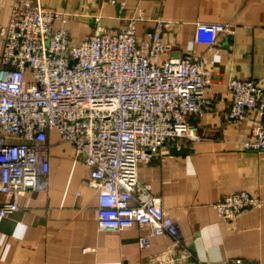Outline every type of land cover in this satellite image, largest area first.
Instances as JSON below:
<instances>
[{
  "label": "built area",
  "instance_id": "built-area-1",
  "mask_svg": "<svg viewBox=\"0 0 264 264\" xmlns=\"http://www.w3.org/2000/svg\"><path fill=\"white\" fill-rule=\"evenodd\" d=\"M13 1L8 24L0 25V193L12 197L0 214L17 211L18 195L45 182L49 134L56 130L72 142L87 169L83 181L98 196L101 230L137 224L150 230L139 236L141 248L151 247L152 235L181 243L178 223L161 196L141 183L139 168L152 154L203 137L193 118L211 104L204 57L166 56L169 44L162 32L171 24L166 19H154L148 36L141 38L137 26L147 18L133 15L124 28L97 30L73 45L67 12L46 8L40 0ZM206 28L235 34L233 24L207 23ZM228 88L231 120L241 124L251 111L258 116L254 139L244 146L264 150V88L238 78H231ZM215 205L231 221L263 202L240 191ZM219 264L264 263L238 258Z\"/></svg>",
  "mask_w": 264,
  "mask_h": 264
},
{
  "label": "crops",
  "instance_id": "crops-1",
  "mask_svg": "<svg viewBox=\"0 0 264 264\" xmlns=\"http://www.w3.org/2000/svg\"><path fill=\"white\" fill-rule=\"evenodd\" d=\"M40 2L68 13L73 45L97 30L118 31L133 15L147 18L137 26L141 38L148 36L154 19L168 20L171 24L162 32L169 44L166 56L204 57L211 104L193 118L203 137L184 143L188 153L171 154L169 148L152 154L139 168L141 183L161 196L178 223L181 243L152 235L151 247L141 248L138 238L150 230L137 224L101 230L98 196L83 181L87 169L72 142L52 130L45 182L18 195L17 211L0 214V264H219L238 258L264 263V150L244 146L254 139L258 116L251 111L239 124L228 115L231 78L253 80L264 88V0ZM13 10V0H0L1 26L8 24ZM214 22L233 24L235 34H213L206 24ZM2 52L0 41V58ZM240 191L261 198L263 205L225 220L216 202ZM11 198L0 193V207ZM87 246L94 250L84 252Z\"/></svg>",
  "mask_w": 264,
  "mask_h": 264
},
{
  "label": "water",
  "instance_id": "water-1",
  "mask_svg": "<svg viewBox=\"0 0 264 264\" xmlns=\"http://www.w3.org/2000/svg\"><path fill=\"white\" fill-rule=\"evenodd\" d=\"M189 152V147L185 146V144H174L170 147L171 154H185Z\"/></svg>",
  "mask_w": 264,
  "mask_h": 264
}]
</instances>
